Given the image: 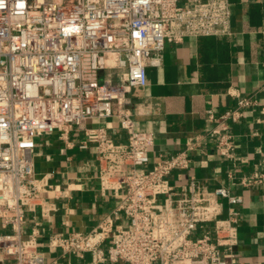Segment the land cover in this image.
Returning <instances> with one entry per match:
<instances>
[{"label":"built area","instance_id":"1","mask_svg":"<svg viewBox=\"0 0 264 264\" xmlns=\"http://www.w3.org/2000/svg\"><path fill=\"white\" fill-rule=\"evenodd\" d=\"M231 16L230 0H0V264L86 263L88 255L87 264H235L239 210L224 217L223 200L243 197L171 176L191 166L206 137L234 160L229 122L253 101L208 110L216 125L152 166L154 138L136 129L127 106L166 42L228 35ZM52 133L69 148L93 150L102 192L121 198L91 230L53 231L42 244L38 221L25 230L28 214L40 205L50 219L56 199L68 196L35 169L36 140ZM240 181L264 183V172Z\"/></svg>","mask_w":264,"mask_h":264},{"label":"crops","instance_id":"2","mask_svg":"<svg viewBox=\"0 0 264 264\" xmlns=\"http://www.w3.org/2000/svg\"><path fill=\"white\" fill-rule=\"evenodd\" d=\"M230 2L231 33L166 42L161 64L147 67L146 84L132 88L127 106L136 129L154 138L152 166L183 150L190 136L213 128L216 122L208 118V110L220 115L243 98L253 101L242 118L229 122L234 160L219 153L215 137H206L203 147L191 152V166L175 171L171 180L182 184L195 176L210 187L224 185L241 195L243 201L236 205L223 200L224 217L229 207L239 210L238 242L231 259L235 264H259L264 258V183L246 186L240 180L264 172V0ZM74 140L78 142V136ZM35 169L68 192L56 199L58 209L50 219L41 215L40 205L28 214L25 230L38 221L42 244L53 231L91 230L120 202L114 192H102L93 150L69 148L56 133L37 138ZM73 264L87 262L73 257Z\"/></svg>","mask_w":264,"mask_h":264},{"label":"rangeland","instance_id":"3","mask_svg":"<svg viewBox=\"0 0 264 264\" xmlns=\"http://www.w3.org/2000/svg\"><path fill=\"white\" fill-rule=\"evenodd\" d=\"M89 259H90V256L88 255V259H87V262L89 261Z\"/></svg>","mask_w":264,"mask_h":264}]
</instances>
